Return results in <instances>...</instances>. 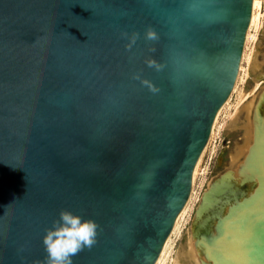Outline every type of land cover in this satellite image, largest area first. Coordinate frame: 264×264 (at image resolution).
<instances>
[{
    "label": "water",
    "instance_id": "obj_1",
    "mask_svg": "<svg viewBox=\"0 0 264 264\" xmlns=\"http://www.w3.org/2000/svg\"><path fill=\"white\" fill-rule=\"evenodd\" d=\"M252 7L0 0V264H47L61 210L97 225L72 264L156 263L236 84Z\"/></svg>",
    "mask_w": 264,
    "mask_h": 264
},
{
    "label": "rangeland",
    "instance_id": "obj_2",
    "mask_svg": "<svg viewBox=\"0 0 264 264\" xmlns=\"http://www.w3.org/2000/svg\"><path fill=\"white\" fill-rule=\"evenodd\" d=\"M259 13L258 21L253 23L254 26L249 31V38L246 36L236 84L222 106L218 119L216 118L215 129L212 130L203 150L200 166L193 179L189 204L178 225L171 232L169 240L167 239L168 244L159 264H214L204 252L197 250L195 254L192 253L191 242L194 243L210 231L219 218L228 211L233 216L236 215L235 211L232 212V207L235 205L239 207L240 203L257 196L259 185L257 176L244 175L241 167L253 146L256 115L264 118V0H260ZM257 145L256 148L252 147L248 158V168L255 173L259 156H264V138ZM228 173L232 175L238 192L234 194L228 190L227 193L220 195L221 197H218L220 200L210 216L206 213L200 216L206 193ZM218 210H221L219 216L214 214Z\"/></svg>",
    "mask_w": 264,
    "mask_h": 264
},
{
    "label": "bare ground",
    "instance_id": "obj_3",
    "mask_svg": "<svg viewBox=\"0 0 264 264\" xmlns=\"http://www.w3.org/2000/svg\"><path fill=\"white\" fill-rule=\"evenodd\" d=\"M259 8L260 0H253L251 21L246 34L247 38H249L250 29L254 26L253 23L258 21L260 15ZM220 110L216 115L217 119ZM216 118L212 130L215 129L217 122ZM250 126L252 127L251 124ZM253 128L252 147L256 148L258 146L257 144L264 138V118L259 114L256 115V121ZM251 131L252 130H250V132ZM252 147L250 149L249 156L251 154ZM202 155L197 165L194 179L200 166V162L203 157ZM260 156L258 167L255 168L257 171L256 173L250 169V167L248 168V158L244 161V164L241 167V169L243 168L242 170H244L242 171L244 172V175L250 174V176H252V174H255L257 176V179L259 180L257 196L247 202L240 203L241 205L239 207L237 205L232 207L231 210L232 212L235 211L236 215L233 216L230 211H228L226 215L219 218L210 231H207L204 235L194 241V243L191 242L190 246L192 248V253L194 252L195 254L197 250L198 252H204L208 259H211L214 264H264V156ZM256 158L257 155L255 156V159ZM234 184L232 175L228 173L221 178L214 188L211 187L210 191L207 192L204 197L202 209L199 213L200 216L204 213H206L207 216H210L209 214L215 209V205L220 200V198H218L221 197L220 195L227 193L228 190L229 192L233 191L234 194L238 192ZM191 195L192 190L190 196ZM253 195H255L254 192ZM190 196L176 218L173 229L178 225L179 219L185 212L191 198ZM220 211L221 210H218L217 212H214V214L219 216ZM167 239L155 264H159L161 261V257L168 244Z\"/></svg>",
    "mask_w": 264,
    "mask_h": 264
},
{
    "label": "clouds",
    "instance_id": "obj_4",
    "mask_svg": "<svg viewBox=\"0 0 264 264\" xmlns=\"http://www.w3.org/2000/svg\"><path fill=\"white\" fill-rule=\"evenodd\" d=\"M148 36L151 38L152 33L149 32ZM134 41L135 37H132L131 42ZM96 230L97 225L93 220L61 210L59 219L53 221L42 238L47 264H72L71 258L74 255L95 243Z\"/></svg>",
    "mask_w": 264,
    "mask_h": 264
}]
</instances>
